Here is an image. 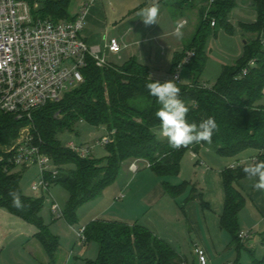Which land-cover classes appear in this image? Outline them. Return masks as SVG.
<instances>
[{"label": "trees", "instance_id": "trees-1", "mask_svg": "<svg viewBox=\"0 0 264 264\" xmlns=\"http://www.w3.org/2000/svg\"><path fill=\"white\" fill-rule=\"evenodd\" d=\"M32 5L36 0H29ZM71 0H39V7L33 10L35 16L54 21L71 20ZM208 12L215 19L203 18L186 49L175 56L172 70L181 62L186 51L193 50L189 63L193 76L191 84L176 81L180 98L189 108L187 121L199 123L214 117L219 130L214 133L212 143L173 150L166 138L156 131L160 122L155 112L160 105L150 96L145 85L150 82V69L136 58H130L121 66L108 64L99 66L93 58L88 59L83 69L84 82L79 88L68 92L57 102H50L33 117L35 140L60 169L51 184H62L69 193L63 217L73 224L79 206L100 197L104 190L118 177L121 169L134 162L150 164V169L167 179L181 171V162L187 151L197 153L202 147H211L222 157H235L248 149L260 150L253 163L264 161V0H254L256 20L239 22V28L254 35L246 38L243 54L233 64L224 65L213 86L199 83L204 73L208 52L207 40L218 26L233 32L229 14L236 6L235 0H216ZM206 12V11H205ZM251 61L254 64L251 65ZM247 69L244 73L243 70ZM152 77V76H151ZM153 81L156 79L152 78ZM164 82V81H160ZM85 121L94 127H104L110 142L106 144L108 154L102 158L89 155L81 157L63 144L58 135L64 131L73 132L78 122ZM27 119H16L12 114H0V157L7 156L4 147L18 137ZM194 159H198L196 156ZM196 160V163H199ZM247 165L228 167L222 172L224 187V209L220 224L238 247L240 238L239 215L246 204V198L238 182L247 176L243 168ZM12 166L6 160L0 161V208L32 225L34 234L44 247L50 259L54 260L60 247L59 238L50 233L44 221L42 210L44 196L26 195L20 185L22 169L27 166ZM67 169V170H65ZM15 170V171H14ZM164 188L175 195L184 192L189 183L171 185L163 182ZM196 189V188H195ZM11 192H17L24 204L18 209L12 204ZM198 196L192 194L191 199ZM205 204L204 201H202ZM85 243L97 242L98 257L91 264H181L180 254L148 227L118 221L92 220L85 227ZM254 255V251H250ZM234 264H240L235 262ZM252 264H264L263 258H253Z\"/></svg>", "mask_w": 264, "mask_h": 264}, {"label": "rangeland", "instance_id": "rangeland-1", "mask_svg": "<svg viewBox=\"0 0 264 264\" xmlns=\"http://www.w3.org/2000/svg\"><path fill=\"white\" fill-rule=\"evenodd\" d=\"M102 1V6L98 5L101 9L97 8L96 5L98 3H94V0L70 1L68 11L71 17H76L84 9L86 3L90 4L92 2L90 9L93 4L96 6L94 15L90 16V22L86 23L87 25L82 31V34L87 38L89 35L88 31H100L102 29L101 24L99 26L93 23L98 22L96 21L97 19L99 23L102 21L103 7L110 15L114 8H117V14H121L139 3H145V7L161 3V5H165L171 14L170 30H174L177 23L183 18L188 21V25L183 30H193L195 25L200 24L204 13L203 18H209L211 21L214 19L208 15V12L214 8L210 0H159L156 3L152 0ZM235 2L236 6L234 9L243 8L247 12L256 13L254 0H235ZM247 16H249L247 17L249 19L255 18V14L252 16L248 14ZM232 22L234 24H232L234 26L233 32L218 26L216 29L217 33H215L212 27L213 33L207 40V44L211 49L210 59L220 64L229 65L235 62L243 53V37L245 36H242L238 26L239 21L235 17L232 18ZM114 32L112 31V34ZM247 35L249 39L255 37L249 33ZM88 43L91 44L89 40ZM99 56L106 62L117 66L125 63L124 59H118L114 54L105 50L100 52ZM187 71L188 68H185V72ZM203 75V80H207L206 82H209L210 85L214 84V79L211 78L212 74L207 72L203 73ZM79 87L80 85L75 86L68 92ZM262 103L264 104V98ZM28 127H30L29 124L22 127L18 137L12 143L22 141L23 137L29 132ZM30 131L32 132L31 129ZM107 134L104 127L97 128L85 121H80L73 132H61L58 138L63 144L75 141L86 142L88 145L93 146ZM209 149L213 155L225 159V157L215 154L216 152L213 148L209 147ZM107 154L106 145L104 144L96 145L92 150V156L96 158L105 157ZM237 157L234 159L237 160ZM199 158H201L200 155L198 159L194 160L192 152L187 151L181 162V171L177 175L168 178V182L171 185L189 183L188 188L184 192L175 195L164 189L163 178L152 172L146 164H138L140 169L136 173L132 172L127 165L124 166L116 180L104 190L100 197L79 206L76 212V221L73 224H70L63 216H59L52 211L54 202L59 205L62 213L66 209L69 193L62 184H51L49 192H45L43 195H37L32 192V184L39 181L41 176L39 166L32 163L28 168L22 169L20 185L23 192L28 196H44L42 215L50 233L59 238L60 247L55 259H50L42 244L34 238V233L27 230V226L4 221L3 216L0 215V264H91L98 257V244L94 241L85 243V241L79 240L78 231L86 227L92 220L130 221L133 219L136 221L138 218L140 220L150 218V224L154 226L157 232H162V229L168 230V226L172 227L174 225L173 229H175L181 239L182 245L180 243L177 244H179L181 249L183 248L188 258L186 262L194 264L195 257L192 256V249L194 251L192 240H198V237L196 230L190 228V222L191 220L202 219L203 212L210 213L206 215L213 220L215 215L221 213L224 203L223 180L220 172L217 171V163L215 165L209 159L205 161L206 165L195 164ZM50 167L53 168V165L51 164ZM20 169L18 167V170ZM251 184L252 181L247 178V180H242L238 185L246 198V204L239 215L240 227H242V223L250 226L248 229L241 231L249 233L252 236L251 239L242 242L243 245L238 247L232 242L230 234L223 230L222 238L218 237L215 244L209 242L207 249L200 245L207 253L208 264H234L235 262L252 264L254 257L263 258L264 227L255 226L258 219H256L257 216L255 215L257 210L256 212L254 210L253 194L256 190L251 187ZM160 189L163 192L159 193ZM122 194H124V197L118 199ZM192 194L198 197L191 199ZM209 206L210 208H208ZM143 214L145 215L144 217ZM262 223L264 225V222ZM1 224H3V227ZM251 249L254 251V255L251 254ZM186 262L184 264H187Z\"/></svg>", "mask_w": 264, "mask_h": 264}, {"label": "built area", "instance_id": "built-area-1", "mask_svg": "<svg viewBox=\"0 0 264 264\" xmlns=\"http://www.w3.org/2000/svg\"><path fill=\"white\" fill-rule=\"evenodd\" d=\"M213 4L215 0H210ZM39 7V0L34 5L29 0H0V114H12L16 119H27L29 132L22 141L4 147L8 154L1 156L15 167H29L32 163L39 166V181L31 186L32 192L43 195L49 192L51 185L47 175L55 178L60 169L52 163L51 158L41 150L36 142L33 117L50 102L60 101L66 92L81 85L85 78L83 69L88 59L93 58L99 66L106 62L99 56V48L88 44L82 31L86 24L89 4L71 20L54 21L49 18L35 16L33 10ZM215 25V19L211 21ZM264 43V35H263ZM106 48L113 54L122 50L121 41L117 37L108 39ZM193 50L186 51L183 59L174 69L173 78L180 81L182 69L194 57ZM254 61H251V65ZM244 73L247 69L243 70ZM206 86V85H204ZM32 130V132L30 131ZM108 134L93 146L86 142L69 141L66 146L81 157L92 154L96 145L108 144ZM197 154L193 152L195 158ZM53 165V168L50 165ZM139 161L129 165L132 172H137ZM148 167L150 164H146ZM52 211L59 216L63 213L54 202ZM85 227L78 231V239L85 241ZM240 238L249 237V233L241 231ZM194 254L200 264H208L207 253L196 244Z\"/></svg>", "mask_w": 264, "mask_h": 264}, {"label": "crops", "instance_id": "crops-1", "mask_svg": "<svg viewBox=\"0 0 264 264\" xmlns=\"http://www.w3.org/2000/svg\"><path fill=\"white\" fill-rule=\"evenodd\" d=\"M152 1L156 3L159 0H152ZM102 2H103L102 0H94V3L96 4L98 3L96 5L98 9H101V7L99 6L101 5ZM90 4H89V9H90ZM144 5L145 3H139L131 7L128 11L122 12L121 14H117L118 10L117 8H114L113 11L110 13V15L106 12L105 7H103L104 12H102L103 13L102 21L99 23V20L97 19L96 21L98 22L93 23V24H96L99 26L101 24L102 29L104 30L102 31L101 29L100 31H92V32L88 31V34H89V35L87 34L88 38L84 35L83 36L85 37L87 42L88 40L90 41L91 44L88 43L90 46L99 48L101 52L103 50H105L106 52L107 51L109 52V50L106 48L108 39L111 37H117L121 41V44H122L121 52L118 54H114L118 59H124L125 61H127L128 59L134 57L137 60H139L142 64L149 67L152 78L159 80V81L173 79L174 70H172V65H173L175 56L182 53L186 49V47L192 42L193 37L195 36L197 28L199 27L200 24L199 25L197 24L198 26L195 25V28L193 30L191 29L183 30L185 26L188 25V21L186 20V18L181 19L179 23L182 24L181 30L183 32V38L178 40L172 35L174 30H170L171 27L169 25L171 24L170 22H172V19H171L170 12L165 7V5H161V3H158L159 8H160L158 24H153L150 26H146L141 20V17L137 15L140 9L145 7ZM96 6L95 4H93L90 11H88L87 18H86L87 24L90 22L89 21L90 16L92 17L94 15ZM235 10H237V12L234 13ZM248 14L251 16L255 14V18L254 19L247 18L249 17L247 16ZM233 17H235L239 22L243 21V22L249 23V22H254L256 20L257 14L252 11L247 12V10L243 8H237V9L235 8L231 12V14H229L228 19L231 22V24H233L232 22ZM93 21L95 22L94 19ZM87 24H85V27ZM112 31H115V32L112 34ZM240 32L242 36H245L243 37V41H244L243 46H244L248 33L243 32L241 29H240ZM206 48L208 52V60H207V64L204 70V74L207 72L212 74L211 78L214 79V83H215V81L217 80V78L219 77L222 71L223 66L226 64H220V63L215 62L214 60H211L210 59L211 49L209 48L208 44ZM233 63H230V64H233ZM185 68H188L187 72H185ZM182 70L183 72L181 71L180 82L184 84H191L193 82V76L190 71L189 64L186 65ZM203 76L204 75L201 76L199 83L204 84L206 86L214 85V84L210 85L209 82H206L207 80H203L202 79ZM263 98L260 100V104L262 105H264L262 103ZM260 152L261 151L257 149H251V150L249 149L237 155L238 157L235 156L237 157L236 158L237 160L234 159L235 157H225V159H221L217 157L216 155H213L209 147H202L197 152V156L200 155L201 157L199 158L200 162L199 163L195 162V164L206 165L205 161L210 159L213 163H215V165L217 163V171H219L222 176V172L228 167H234L238 165L248 166L252 164L253 160ZM244 179L247 180V178H243L238 182L237 185H239L240 182H242V180ZM163 180H168V178L167 179L163 178ZM161 192H163V190L160 189L159 193ZM223 195H224V200H225V194ZM123 197H124V194H122L118 199H122ZM253 201H254L255 212L257 210V213L255 214L257 216L256 219H258L255 226L264 227L262 223L264 222V191H256L253 194ZM207 203L210 204L209 202ZM208 208H210V206ZM223 209H224V203H223L222 211L220 210L221 213L219 215H215V218L213 220H211V218H208L206 214H210V213H206V212H203L202 219L200 218L199 220H196V221L191 220L190 228L196 230L197 237H198V240H195V241L192 240L193 246L198 244V245H202L203 247L207 249L209 242H212L213 244H215L218 237L222 238L223 229L221 227L220 220H221V215L223 213ZM0 215L3 216L4 221H11L12 223H16L19 225L23 224L24 226H27V230L33 232L34 234L37 232V230L32 225L26 223L20 218L15 217L14 215L10 214L3 208H0ZM144 216L145 215L143 214V217ZM107 221H118V222H124V223L131 224V225L135 223H140L148 227L157 236H159L161 239L169 243L180 254V257L183 260L181 264H184V262L188 261V258L183 248L181 249L179 247V244H177V243L181 244V239L179 238L175 229H173L174 225L172 227L167 225L168 230L162 229V232H157L154 226H151L150 218L147 220H140L138 218L136 221H134L133 219H131L130 221H124V220H107ZM1 226L3 227V224H1ZM241 226H242L241 230L248 229L250 227L249 225H246L244 223H242ZM251 237L252 236L249 234V237L246 239H243L242 241L244 242L246 240H250ZM192 256L195 257L194 264L195 263L200 264L198 262L196 255L194 254L193 249H192ZM186 263L188 264V262Z\"/></svg>", "mask_w": 264, "mask_h": 264}, {"label": "clouds", "instance_id": "clouds-1", "mask_svg": "<svg viewBox=\"0 0 264 264\" xmlns=\"http://www.w3.org/2000/svg\"><path fill=\"white\" fill-rule=\"evenodd\" d=\"M159 14L158 4L144 7L137 13L146 26L158 24ZM181 29L182 24L178 22L172 33L178 40L183 38ZM177 79L178 77L160 82L159 80L153 81L150 76V82L145 85L150 96L154 97L160 105L155 112V116L160 122V128L156 131V134L166 138L168 146L173 150L199 145L202 142L211 144L214 133L219 130V125L215 118L211 116L198 124L187 121L189 108L180 98L181 90L177 86ZM242 170L247 178L252 181L251 187L254 190L264 191V161L250 164ZM10 195L13 206L22 209L24 204L20 194L11 192Z\"/></svg>", "mask_w": 264, "mask_h": 264}]
</instances>
